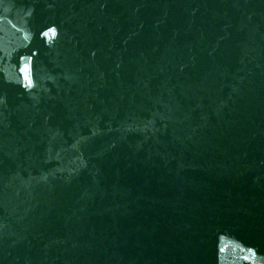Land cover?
<instances>
[{
  "label": "water",
  "instance_id": "obj_1",
  "mask_svg": "<svg viewBox=\"0 0 264 264\" xmlns=\"http://www.w3.org/2000/svg\"><path fill=\"white\" fill-rule=\"evenodd\" d=\"M0 264H264V0H0Z\"/></svg>",
  "mask_w": 264,
  "mask_h": 264
}]
</instances>
